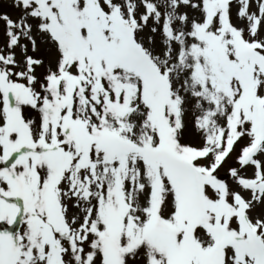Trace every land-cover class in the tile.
Here are the masks:
<instances>
[{
  "label": "snow or ice",
  "instance_id": "snow-or-ice-1",
  "mask_svg": "<svg viewBox=\"0 0 264 264\" xmlns=\"http://www.w3.org/2000/svg\"><path fill=\"white\" fill-rule=\"evenodd\" d=\"M0 25V264H264V0Z\"/></svg>",
  "mask_w": 264,
  "mask_h": 264
},
{
  "label": "rangeland",
  "instance_id": "rangeland-1",
  "mask_svg": "<svg viewBox=\"0 0 264 264\" xmlns=\"http://www.w3.org/2000/svg\"><path fill=\"white\" fill-rule=\"evenodd\" d=\"M5 10H6V9H5ZM15 15H16V14H15V13H13V17H14V18H15ZM2 27H3V26H2V25H0V28H2Z\"/></svg>",
  "mask_w": 264,
  "mask_h": 264
}]
</instances>
